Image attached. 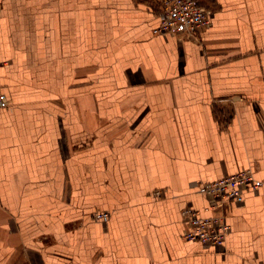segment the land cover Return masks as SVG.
<instances>
[{"label":"crops","instance_id":"obj_1","mask_svg":"<svg viewBox=\"0 0 264 264\" xmlns=\"http://www.w3.org/2000/svg\"><path fill=\"white\" fill-rule=\"evenodd\" d=\"M199 2L186 39L158 0H0V264H264V0ZM243 168L260 187L207 208Z\"/></svg>","mask_w":264,"mask_h":264},{"label":"built area","instance_id":"obj_2","mask_svg":"<svg viewBox=\"0 0 264 264\" xmlns=\"http://www.w3.org/2000/svg\"><path fill=\"white\" fill-rule=\"evenodd\" d=\"M159 21L153 33H168L175 37L198 39L211 25L209 11L199 0H158ZM1 101V100H0ZM261 182L254 178L251 168L204 183L201 192L209 196L207 208L225 201L239 200L246 191H255ZM206 208V209H207ZM186 229L183 237L210 245H222L230 231V225L221 216H201L198 210L186 207L181 212ZM92 217L97 221L109 219L107 211H96Z\"/></svg>","mask_w":264,"mask_h":264}]
</instances>
